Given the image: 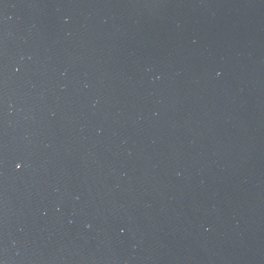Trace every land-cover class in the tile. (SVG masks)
<instances>
[{"label":"water","instance_id":"95a60500","mask_svg":"<svg viewBox=\"0 0 264 264\" xmlns=\"http://www.w3.org/2000/svg\"><path fill=\"white\" fill-rule=\"evenodd\" d=\"M0 264H264V0H0Z\"/></svg>","mask_w":264,"mask_h":264},{"label":"snow or ice","instance_id":"6c2138e0","mask_svg":"<svg viewBox=\"0 0 264 264\" xmlns=\"http://www.w3.org/2000/svg\"><path fill=\"white\" fill-rule=\"evenodd\" d=\"M17 167H19V165H17Z\"/></svg>","mask_w":264,"mask_h":264}]
</instances>
